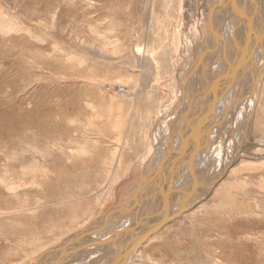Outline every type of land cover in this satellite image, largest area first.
<instances>
[{
	"label": "rangeland",
	"instance_id": "obj_1",
	"mask_svg": "<svg viewBox=\"0 0 264 264\" xmlns=\"http://www.w3.org/2000/svg\"><path fill=\"white\" fill-rule=\"evenodd\" d=\"M152 1L0 0V255H7L11 244L15 248L26 243L17 238L25 235L22 230L46 227L43 234L29 233L36 239L27 241L30 245L51 243L76 232L79 225L93 221L132 193L137 182L134 171L139 168L134 163L140 159L133 162L134 173L131 170L118 180L111 193L98 191L104 166L124 142L119 137L126 136L131 120L140 123L145 111L158 112L170 98L169 87L152 78L150 57L138 61L139 52L144 56L158 32L168 35L165 41L174 42L182 23L183 44L188 27L200 19L202 11L206 13L205 0H184L183 11L178 0ZM151 7L157 23L153 31ZM103 37L115 39L114 47ZM131 78L137 80L136 90L131 89ZM151 84L158 88L152 95L155 102L149 93ZM257 94L264 98V88H258ZM104 107L114 108L113 115L98 117ZM262 113L259 108L256 115L263 125L251 131L248 145L237 157V164H244L233 177L244 185L226 197L238 201L239 210L247 216L242 213L237 221L223 226L215 223L220 211L217 204L226 188L214 189L190 206L191 217L168 223L154 237L156 241H147L140 251L143 264H242L254 255L264 264V255L251 246L264 233ZM164 132L162 128L160 133ZM121 147L131 156V148ZM144 147L136 148L134 156L147 151ZM83 164L93 176L87 183L82 179L78 183ZM60 179L76 183L65 186L68 183L58 184ZM223 181L226 187L231 184ZM61 197L66 200L60 204ZM51 220H61L60 226L49 225ZM9 252L15 256V251ZM18 255L14 261L25 258L21 252Z\"/></svg>",
	"mask_w": 264,
	"mask_h": 264
},
{
	"label": "bare ground",
	"instance_id": "obj_2",
	"mask_svg": "<svg viewBox=\"0 0 264 264\" xmlns=\"http://www.w3.org/2000/svg\"><path fill=\"white\" fill-rule=\"evenodd\" d=\"M178 1L181 11L184 0ZM152 2L155 4L156 0ZM154 6L156 7V5ZM205 9L206 13L202 11L199 15L200 19L188 27V35L183 36V44L181 31L184 23L176 31L177 36H175L174 42L165 41L168 39V35L158 32L157 37L154 40L151 39V48L144 50L142 53L144 56H141L139 52L137 57L138 61L143 62H145V55L150 57L153 65L152 78L156 82L163 81V84L169 87L167 96L170 98L158 112L150 114L145 111L141 121L139 120L140 123L136 124L131 120L129 128H126L128 129L126 136L119 137L120 141L124 142H121L118 148L112 152L107 167L104 166V179L98 192L111 193L115 183L122 177L129 176L133 162L139 159L134 163L136 168L139 167L137 172L132 170L135 172L134 176L135 179L137 178V182L135 186L133 185L129 197L119 203H124L134 195H138L137 199L143 198L145 203L151 199L150 211L152 214L156 212L162 215L164 214V206H162L164 203L161 199L164 202L167 200V205L171 206L180 202L179 199L188 194L187 190L193 184L195 186L188 194V199L185 200L187 206L183 204L182 207H177L179 204H176L171 207L173 215L167 224L154 232L143 243L135 245L122 261L116 262L117 264H143L144 258L140 251L146 246L147 241L153 240L155 236L157 238V234L160 233V230H165L168 223L191 217L192 214L187 213L190 211L188 210L190 206L205 199L214 189L215 191H224L226 188L223 199L217 204L220 211L214 220L215 223L223 226L227 221L230 223L237 221V216L242 213L247 216L243 212L244 210H239L241 207L237 204L238 201L233 202L226 197L237 194L242 189L243 182L237 181L236 177H233L244 164L243 162L237 164V157L248 145L251 131L263 125V123L258 124L256 112L261 108L262 114H264V98L257 94L258 88H264V0H205ZM153 11L154 9L151 7V31H153V24L156 23ZM111 36L115 35H109V37ZM114 40L106 38L105 42L114 47L116 42ZM137 46L139 44H136ZM134 80L131 78L132 90L137 88L135 83L137 80L135 82ZM156 86L151 84V91H149L152 102L156 101L152 96L158 92ZM113 109L104 107L98 117L112 116ZM162 128L165 131L164 134L160 133ZM103 131L105 135L111 136L110 130L104 129ZM133 132L136 134L134 135ZM137 140L140 141L137 142ZM136 142L138 147L145 146L147 151L134 156L136 148H138L135 147ZM129 144H132L133 147H129ZM121 145H124L127 150L131 148L130 154L134 156L133 159L130 155H125L127 151L124 152ZM176 155L179 157L174 159ZM86 161L88 163V160ZM250 163L246 162V164ZM157 166L161 167L163 176L160 177L161 179L159 178V182H156L157 185L151 180L150 190L147 181L151 177L152 170ZM80 170L82 172L77 174V182L82 179L81 182L87 183L88 177L93 176L88 170V165L83 164ZM168 172L171 177L166 181L165 174H169ZM145 179L146 182L143 184ZM223 179H227V183L231 182V184L226 187V183L222 182ZM60 183L64 185L68 183L65 185L68 186L76 182L60 179L58 184ZM261 188H264V181L261 183ZM59 199L58 203L60 204L66 200L65 197ZM185 201L184 203H186ZM75 208L77 209V207ZM173 208L175 209L173 210ZM145 209H138L133 215L143 213ZM69 213L67 217L70 216ZM254 217L257 218V216ZM131 218L132 216L118 223L111 219L108 225L102 226L99 231L89 228L85 238H89V242L97 240L96 244L89 246V250L84 252V256H81L83 258L75 259L76 255L69 253L62 264H113L111 261L114 258L113 251L116 245L123 243L125 239L134 237L139 229L133 226L130 230L131 233L128 232L125 236L118 235L115 243L112 239L108 242L107 240L113 238L116 232L128 228L132 222ZM252 218L247 220H252ZM206 219L211 221L210 218ZM151 220L154 222L157 218L151 217ZM50 222L48 224L51 226L53 223L58 227L61 224V220H51ZM89 223L84 222L78 228L75 227V230L80 231ZM45 228L22 230L21 232L25 235L17 238L26 240V243L24 245L16 244L15 248L11 244L7 250L15 251L13 252L15 256L9 255L10 252L7 251L8 256L6 253L0 255V263L34 264L36 259L41 256L37 264H51L57 255L60 257L61 253L71 248L70 238L77 231L65 238L59 236L48 244L30 245L27 240L31 238L35 240L36 235L31 237L33 235L29 233L43 234ZM250 236L252 235H246V237ZM251 246L256 252L264 255V233L263 238H255ZM27 250L28 252H26ZM19 252L24 254L25 258L14 261L19 256ZM160 261L162 262V260ZM259 262V258L254 255L242 264H260Z\"/></svg>",
	"mask_w": 264,
	"mask_h": 264
},
{
	"label": "water",
	"instance_id": "obj_3",
	"mask_svg": "<svg viewBox=\"0 0 264 264\" xmlns=\"http://www.w3.org/2000/svg\"><path fill=\"white\" fill-rule=\"evenodd\" d=\"M214 85V84H213ZM215 86V85H214ZM216 87V86H215ZM195 139V138H193ZM168 142V141H167ZM179 156L176 155L174 159H177ZM173 160V159H172ZM161 167H155L154 170H152L151 177H149L148 181V187L150 188L151 185V180L152 182H159L162 177V170L160 169ZM169 173V172H168ZM166 181L170 180L171 174H165ZM160 178V179H159ZM155 179V180H154ZM146 179L144 180L143 184H145ZM154 183V184H155ZM157 185V183H156ZM186 186V185H185ZM194 184L191 186V188L188 191V194L190 193L191 190L194 189ZM155 188V186H154ZM151 190V188H150ZM158 191L156 192L157 195ZM188 194L185 195L184 197H181L179 199L180 202L174 203L173 205L169 206L167 205V200L165 202L163 199H161L163 212L164 214L161 215V213H151V199L149 202L147 201L146 203L144 202V199H137L138 195H134L131 199L124 203H118L115 205H112L106 209V211L102 214H100L98 217H96L93 221H91L84 229L77 231L76 233L72 234L70 238V243L71 248L68 249L66 252L61 253V256L59 257L58 255L55 257L54 261L51 264H62L65 257H68V254L71 253L72 255H76L75 259H78V257L84 256V252L89 250V246L95 245L97 240H93L89 242V238H85V234L87 233V230L90 228V230L93 231H99L101 230L100 228L102 226H106L109 223V220L114 219L117 223L123 220H127V218H131L132 222L128 225V228H123L119 232L115 233V236L113 238H110L108 241L112 239L114 241L116 238L119 236H125L130 232V230L133 228V226L138 230V233L131 238L123 240V243L117 244L115 247V250L113 251L114 258L111 261L113 264H117L119 261H122L123 258L130 252L135 245L143 243L147 238H149L154 232L158 231L163 225H166L167 222L172 218L173 212H171V207H174L176 204L177 207H182L183 204L187 206V202L185 200L188 199ZM158 198V196H157ZM160 201V202H161ZM184 201L186 203H184ZM150 205V207H149ZM148 207V208H147ZM143 208H146L143 213L140 214H135L133 215L138 209L141 210ZM170 209V210H169ZM175 208H173L174 210ZM174 214H176L174 212ZM151 217L153 219L157 218V220H151ZM85 232V233H84ZM121 238V237H120ZM41 257V256H40ZM40 257L36 259L34 264H37L40 260ZM83 258V257H81ZM117 262V263H116Z\"/></svg>",
	"mask_w": 264,
	"mask_h": 264
}]
</instances>
